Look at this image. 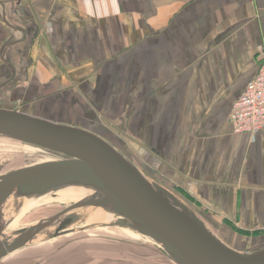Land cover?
Here are the masks:
<instances>
[{"label": "crops", "instance_id": "0c3cea01", "mask_svg": "<svg viewBox=\"0 0 264 264\" xmlns=\"http://www.w3.org/2000/svg\"><path fill=\"white\" fill-rule=\"evenodd\" d=\"M263 51L264 0H0L4 100L115 124L241 252L264 248V130L236 134L231 114Z\"/></svg>", "mask_w": 264, "mask_h": 264}, {"label": "water", "instance_id": "95a60500", "mask_svg": "<svg viewBox=\"0 0 264 264\" xmlns=\"http://www.w3.org/2000/svg\"><path fill=\"white\" fill-rule=\"evenodd\" d=\"M0 138L53 157L0 175V262L80 229L118 227L145 237L175 264H264V248L241 252L227 245L191 206L96 133L0 108ZM75 189L90 194L52 217L7 232L22 209ZM102 214L109 221L93 223Z\"/></svg>", "mask_w": 264, "mask_h": 264}, {"label": "rangeland", "instance_id": "374dc122", "mask_svg": "<svg viewBox=\"0 0 264 264\" xmlns=\"http://www.w3.org/2000/svg\"><path fill=\"white\" fill-rule=\"evenodd\" d=\"M8 89L9 88L5 90ZM5 90L0 91V108L14 109L17 105L3 98V92H6ZM56 117L59 116L57 115ZM60 118L64 119L63 116ZM69 119L65 120L67 121ZM80 121L81 120H77L78 124L74 126L82 128ZM96 125L100 126L95 127ZM91 126L97 128V131L93 133L103 138L104 136L109 138V140L105 139L117 145V148L127 155L142 171L145 169L146 165L143 163V159L132 149L131 140L128 139V134L124 130L101 118L99 119V124L93 122ZM51 160H53V157H50L48 152L45 153L37 147L0 138V175ZM151 175L156 178L153 179L150 177L152 180L165 188L168 187V190L191 206L199 216L201 215L199 214L198 207L193 205L192 200L185 197L180 192H177L176 188L173 185H169L168 181L163 180L158 173L155 172V174ZM81 199V193L73 190L58 193L55 197L42 198L22 209L7 228V232H13L39 220L52 217L75 201ZM95 213H99V211ZM201 219L206 223L202 217ZM241 232L243 231L241 230ZM250 233L264 234V230H252ZM0 264L175 263L167 256L163 255L159 248L151 243V241L137 233L118 227H102L87 230L80 229L70 234L46 241L45 243L26 247L6 257Z\"/></svg>", "mask_w": 264, "mask_h": 264}, {"label": "built area", "instance_id": "2783aa9c", "mask_svg": "<svg viewBox=\"0 0 264 264\" xmlns=\"http://www.w3.org/2000/svg\"><path fill=\"white\" fill-rule=\"evenodd\" d=\"M261 59L257 77L234 104L231 122L236 134L253 136L264 130V51Z\"/></svg>", "mask_w": 264, "mask_h": 264}, {"label": "bare ground", "instance_id": "6f19581e", "mask_svg": "<svg viewBox=\"0 0 264 264\" xmlns=\"http://www.w3.org/2000/svg\"><path fill=\"white\" fill-rule=\"evenodd\" d=\"M73 191H79V192L81 193V195H82V198H84L85 196H87V195L90 194V192L85 191V190H81V189H75V190H73ZM96 214H98V213L93 212V215H91V217H95ZM110 219H111V218H110ZM111 220H112V219H111ZM107 221H109V217H108L106 214H102V215L98 216V217L93 221V223H99V222H100V223H104V222H107Z\"/></svg>", "mask_w": 264, "mask_h": 264}, {"label": "trees", "instance_id": "16d2710c", "mask_svg": "<svg viewBox=\"0 0 264 264\" xmlns=\"http://www.w3.org/2000/svg\"><path fill=\"white\" fill-rule=\"evenodd\" d=\"M113 144V143H112Z\"/></svg>", "mask_w": 264, "mask_h": 264}]
</instances>
